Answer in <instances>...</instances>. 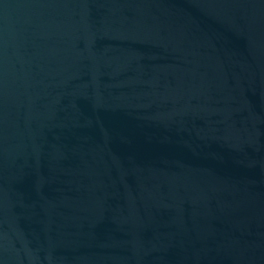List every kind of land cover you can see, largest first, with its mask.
<instances>
[{"label":"water","instance_id":"95a60500","mask_svg":"<svg viewBox=\"0 0 264 264\" xmlns=\"http://www.w3.org/2000/svg\"><path fill=\"white\" fill-rule=\"evenodd\" d=\"M0 264H264V0H0Z\"/></svg>","mask_w":264,"mask_h":264}]
</instances>
